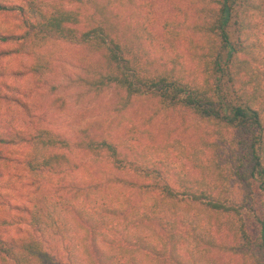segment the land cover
<instances>
[{
  "label": "trees",
  "instance_id": "1",
  "mask_svg": "<svg viewBox=\"0 0 264 264\" xmlns=\"http://www.w3.org/2000/svg\"><path fill=\"white\" fill-rule=\"evenodd\" d=\"M3 25L46 102L0 84V264H264V0H0Z\"/></svg>",
  "mask_w": 264,
  "mask_h": 264
},
{
  "label": "rangeland",
  "instance_id": "2",
  "mask_svg": "<svg viewBox=\"0 0 264 264\" xmlns=\"http://www.w3.org/2000/svg\"><path fill=\"white\" fill-rule=\"evenodd\" d=\"M3 29H9L12 26L11 25H3L0 26ZM262 45L264 47V38L262 39ZM263 54L264 51L259 50L258 55ZM260 57H263L260 55ZM28 64L27 60H21L16 58H9L4 59L2 63H0V70H3V75L0 76V84L4 85V87H8L9 94L10 95H16L17 97L22 98L28 106L32 109L35 113H45V102H46V95L42 91H38L33 89L30 81L25 76H16V72L25 70L26 65ZM7 90V91H8ZM68 97L71 102L75 103L73 104V107L70 110L69 116H56L53 118H49V122L52 123L54 121V127L63 129H74V120L73 115L76 114L77 110L79 109L78 104H76L75 99V93L76 91L71 90L67 92ZM0 113H2L1 116L4 118H7L6 113H17V115L22 116L23 111L20 107H18L15 102L12 103H0ZM5 113V114H4ZM48 116V114H47ZM50 117V115L48 116ZM68 117V118H67ZM53 124V123H52ZM56 125V126H55ZM13 172V171H12ZM9 174V172H6V175ZM15 184L14 181L12 183ZM8 186V185H7ZM19 190H15L16 197L13 198L15 200L18 199V193ZM4 209V208H3ZM4 212L0 211V218L4 217ZM11 229V227H8Z\"/></svg>",
  "mask_w": 264,
  "mask_h": 264
}]
</instances>
